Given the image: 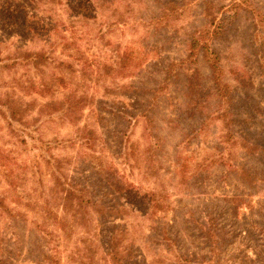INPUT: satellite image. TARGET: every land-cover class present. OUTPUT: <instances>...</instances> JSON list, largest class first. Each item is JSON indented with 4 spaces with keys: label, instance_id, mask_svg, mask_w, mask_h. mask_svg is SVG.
Listing matches in <instances>:
<instances>
[{
    "label": "rangeland",
    "instance_id": "obj_1",
    "mask_svg": "<svg viewBox=\"0 0 264 264\" xmlns=\"http://www.w3.org/2000/svg\"><path fill=\"white\" fill-rule=\"evenodd\" d=\"M0 199V264H264V0H0Z\"/></svg>",
    "mask_w": 264,
    "mask_h": 264
},
{
    "label": "trees",
    "instance_id": "obj_2",
    "mask_svg": "<svg viewBox=\"0 0 264 264\" xmlns=\"http://www.w3.org/2000/svg\"><path fill=\"white\" fill-rule=\"evenodd\" d=\"M208 32V31H207ZM200 45L198 44V42H197V39L196 38H194L193 40H192V42H191V44H190V48L192 49V50H194V49H196L197 47H199ZM206 49H207V55H208V57H209V65H210V69L211 70H214V72L213 73H215V66H216V61L217 60H219V58H218V55L215 53V52H213V51H210L209 53H208V48L206 47ZM40 57H43L42 55H40ZM218 83H220L219 81H218ZM218 87H220V85H218V84H216ZM219 91H220V88H219ZM246 171H249V170H246ZM245 170H243V175H245V179H246V175H247V179L248 180H250L251 178L249 177L250 176V174L248 173V172H246ZM86 203H88V202H86ZM0 207L1 208H3V203H2V200L0 199ZM114 241V237H111L110 238V242H111V244H110V251H109V253H110V255L109 256H111V260H110V264H123V262H124V264L125 263H127L126 261H121V259L122 258H119V257H116L117 256V252H116V248H115V246L113 245V242Z\"/></svg>",
    "mask_w": 264,
    "mask_h": 264
}]
</instances>
